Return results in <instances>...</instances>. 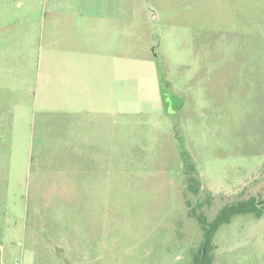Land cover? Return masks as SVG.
<instances>
[{"label":"rangeland","instance_id":"374dc122","mask_svg":"<svg viewBox=\"0 0 264 264\" xmlns=\"http://www.w3.org/2000/svg\"><path fill=\"white\" fill-rule=\"evenodd\" d=\"M41 2L0 0V264H195L264 202V0H128L120 74L50 73ZM259 208L211 264H264Z\"/></svg>","mask_w":264,"mask_h":264},{"label":"crops","instance_id":"0c3cea01","mask_svg":"<svg viewBox=\"0 0 264 264\" xmlns=\"http://www.w3.org/2000/svg\"><path fill=\"white\" fill-rule=\"evenodd\" d=\"M41 5L53 47L46 60L50 73H121L128 0H42Z\"/></svg>","mask_w":264,"mask_h":264},{"label":"trees","instance_id":"16d2710c","mask_svg":"<svg viewBox=\"0 0 264 264\" xmlns=\"http://www.w3.org/2000/svg\"><path fill=\"white\" fill-rule=\"evenodd\" d=\"M184 161L186 164V167L188 168V172L186 175L188 176L187 182L189 183V188L194 193L198 192V181L196 178H194V173L196 171V167L194 163H191L189 159L183 154ZM260 204L256 200H250L246 202H241L236 205L228 206L222 209L218 217L213 221V223L210 224V227H206L207 223L205 219L201 217L198 218V221L200 222L204 232H205V242H204V248L202 252V256L200 258H197L195 264H211L212 261V242L214 235L216 233V230L223 224L229 223L233 217L240 214H246V213H255L258 217H261L262 210L259 208Z\"/></svg>","mask_w":264,"mask_h":264}]
</instances>
